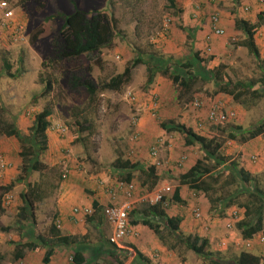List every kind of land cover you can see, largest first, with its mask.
<instances>
[{
    "label": "rangeland",
    "instance_id": "374dc122",
    "mask_svg": "<svg viewBox=\"0 0 264 264\" xmlns=\"http://www.w3.org/2000/svg\"><path fill=\"white\" fill-rule=\"evenodd\" d=\"M8 1L16 11V21L24 25L25 34L14 41L11 30L2 28L6 19L0 14V188L16 184L3 196L6 213L0 217V234L5 238L0 236V264H44L50 247L55 254L49 264H73L77 250L83 251L87 264H209L210 259L236 264L243 251L264 257V242L260 240L264 238V209L255 240L243 239L237 228L240 221L227 228L235 210L240 211L243 219L247 206L257 204L256 185L263 191L259 196L264 204V136L249 138L250 131L264 121V40L259 35L261 61H258L240 46L245 34L235 28L236 19L249 21L257 16L258 21V11L264 13V2L176 0L178 8L171 9L168 0H75L84 12L114 16L118 21L117 37L112 47L60 61L54 40L60 37L65 22L59 17H49L57 12L72 15L75 8L71 0ZM251 1L256 3L250 5ZM181 8L183 13H179ZM215 15L225 30L223 36L214 33ZM200 32L205 34L201 40ZM197 51L207 60L211 73L194 66L198 64L193 62ZM139 58L144 63L133 70L130 81L121 90L100 89L104 82L122 74L130 62ZM185 62L197 69V82L192 93L180 96V89L164 71L170 68L171 72L185 74L181 67ZM149 70L153 77L151 84ZM217 70L220 78L225 75V81L256 83L262 98L253 99L249 87L241 88L238 93L243 96L237 100L224 93L222 81L216 80ZM86 80L99 88L94 97L78 85ZM49 82L52 90L44 96ZM214 104H221L235 116L226 123H211L208 116ZM47 106L52 110L47 150L38 157H29L31 162L25 164L22 152L39 153L35 117ZM172 121L218 140L222 144L221 153L229 158L228 163L219 167L210 159L204 161L212 168V174L220 177L217 181L206 178L212 186L207 195L188 188L179 206L167 201L164 186L158 185L152 191L142 187L144 175L139 170L120 171L115 167L118 158L139 163L144 169L155 165L164 172L163 178L175 180L174 176L188 172L198 160H203L206 151L202 145L188 146L183 134L167 133L160 127L162 122ZM4 125L14 126L19 138L5 135ZM57 125L67 128L65 137L56 131ZM155 147L158 153L154 156ZM37 159L42 164L40 170L29 169L24 173V166L29 167ZM239 169L249 172L254 181L244 183ZM128 173L133 174V181L127 184L124 178ZM64 175L67 177L63 178ZM69 182L80 193L76 196L80 203L71 205L70 211L75 215L81 213V222L78 220L76 225V243L58 245L50 237V228L54 223L61 224L54 215ZM99 188L107 201L98 214L103 217V224L98 226L96 220L89 221L94 209L79 204L92 202L96 196L101 199ZM33 192H36L33 207L23 215L24 196ZM6 195L5 201L10 203L4 204ZM158 195L166 198L164 207L169 216L182 218L180 232L173 235L164 231L157 235L142 224L134 226V221L144 218L137 213L130 216L132 230L119 242L120 247L111 243L113 228L105 209L113 205L129 206L132 213L156 200ZM197 210L202 218L195 216ZM194 236L210 240L212 257H200L186 248L182 240ZM133 246L145 259L138 258ZM17 248L23 250L22 260H16Z\"/></svg>",
    "mask_w": 264,
    "mask_h": 264
},
{
    "label": "trees",
    "instance_id": "16d2710c",
    "mask_svg": "<svg viewBox=\"0 0 264 264\" xmlns=\"http://www.w3.org/2000/svg\"><path fill=\"white\" fill-rule=\"evenodd\" d=\"M72 6L75 8V12L72 15H66L62 12H57L56 14L49 17V19H53L56 17L64 19V26L61 29L60 37L54 40L55 44V51L57 53L58 60H65L70 58H79L82 55L100 52L103 48L109 46L112 47L114 43V39L117 37V30H118V21L114 16L109 18L108 15L100 14L98 12H84L80 10L77 6L75 0H71ZM169 7L171 9H177L176 0H168ZM184 10L181 8L179 13H183ZM261 22H264V13L258 14V21L253 24L246 20L236 19L235 20V28L238 31H242L245 34V40L240 44V46L245 47L248 49L249 53L258 61H261V52L256 44L255 35L259 31V27L261 26ZM264 25V24H262ZM193 62L194 65L198 67L199 71L204 69H208L211 73L210 68L207 65V60H204L200 57V52H196L194 54ZM144 62L139 59H135L129 63V65L125 68L124 72L116 77H113L109 82H104L100 89L102 91L111 90V91H119L121 90L122 86L128 83L132 77L133 70L143 64ZM190 62H185L182 64V68L186 70L185 74H180L178 72H171L170 68H167L164 71V75L168 76L172 79L173 85L180 89V96L187 95L193 92V87L197 82L196 72L197 69L194 67ZM9 69H11L10 65L8 64ZM213 72V71H212ZM219 70L216 71V80L222 81V91L236 100L241 99L243 94L238 93L241 88H247L251 90L250 94L253 99L258 100L262 98V94L259 91L260 89L256 86V83L250 84H242L241 82L233 83L232 80H226L222 75L220 78ZM15 77V76H14ZM220 79V80H219ZM264 81V79H263ZM153 82V77L151 71L149 70V79L148 83L151 84ZM78 85L80 87H84L90 96L94 97L98 92V86L91 82V81H79ZM52 90V83L49 82L45 92L43 93L44 96L48 95ZM243 92V90H242ZM52 116V110L50 107H45L43 111L38 113L35 117V137L37 138V144L39 146V153L35 154L32 151L22 152L21 156L24 157V163L28 161L31 162L32 156L38 157L41 155L45 150H47V141L48 135L47 132L50 128V121L49 117ZM79 125V124H78ZM5 127V125H4ZM160 127L167 133H174L178 132L184 135L185 143L188 146L194 145L199 143L202 145L204 150L206 151V156L203 160H198L195 166L191 167L188 172L182 175L174 176L180 185H188L190 189L195 191H202L206 195L212 191V186L207 183L206 178L209 177L211 180L217 181L220 177V174H212V168L204 163V161L210 159L214 161L217 167L228 163L229 158L225 157L221 153L222 144L216 139H209L205 136L197 134L192 128H187L184 124H179L175 122L164 123L160 124ZM240 131L242 128L236 127ZM3 132L7 136H14L19 138V133L15 129L14 126L8 125L3 128ZM232 138H236L235 135H230ZM260 136H264V121L253 128L249 133L250 139H255ZM245 141V138L243 139ZM34 153V154H33ZM27 164V163H25ZM236 167L237 164L234 163ZM42 164H40L39 160L37 159L32 165L28 167V165L24 166V173L30 170H40ZM115 167L120 171H135L139 170L144 175V180L141 183L142 187H148L149 191L154 190L159 182L164 179L163 175L164 172L160 170L157 166H150L146 169L142 167L139 163H133L130 160H122L118 158L115 162ZM131 173V172H129ZM127 174L124 178L125 183H131L133 181V174ZM239 174L244 183L248 184L251 181H254V178L251 174L244 169H239ZM234 179V176H232ZM15 182H12L10 185L1 187L0 190L3 191V194L0 196V217H2L6 210L3 206V196L4 193H9L15 187ZM257 194L254 195L255 199H257V204L248 205L245 210V217L241 219L239 217L236 222L238 230L244 240L246 241H253L256 239L257 234L260 230L261 224V217L262 211L264 209L263 201L261 200L260 195H263V191L256 185ZM35 193L33 192L32 195L24 196L25 200V207L22 208L21 212L25 215L29 209L31 210L33 204L35 202ZM39 195H37L38 197ZM40 197H38L39 199ZM173 203H180L183 204L184 200L180 197V189L179 187L176 188L174 193V201ZM164 203H166V198H162L161 201L157 203H146L143 204L140 209L134 210L130 216H135L137 213L142 214L144 217L142 220H136L133 222L134 226L142 224L152 230L155 234L161 235L164 231H171L173 235L175 232H180V226L182 223L181 217H171L165 210ZM171 203V204H173ZM93 208V207H92ZM94 215L89 218V221H98L99 225L103 224V217H99L98 214L101 211V207L98 205L97 202H94ZM140 210V212H139ZM253 217V218H252ZM25 219L28 216L24 217ZM57 220V218H56ZM231 221V219H230ZM229 221V222H230ZM159 222V223H158ZM235 222L231 223L232 225ZM228 228V227H227ZM3 231H5L3 229ZM50 237L52 240L58 243V245H74L76 243L75 238H71L69 236H65L62 234V231L59 229L56 223L52 224L50 228ZM51 240V241H52ZM41 241L44 244H47L46 241L41 238ZM107 243V241H105ZM182 242L186 245V248L196 255L207 258L212 257L213 254L209 251L210 247V240L205 237L201 236H194L188 237ZM31 245V244H30ZM28 245L26 244V247ZM135 253L137 254L138 258L145 259L138 248L133 246ZM34 250L39 251V248H34ZM116 252L112 253V256L116 257ZM55 254V250L53 248H49L44 256L43 262L44 264H49L51 258ZM23 250L21 248H17L15 252L16 260L23 259ZM73 264H87V259L85 254L81 250L75 251L72 257ZM99 264V262L97 263ZM120 264H123L120 262ZM209 264H221L219 260L210 259ZM236 264H264V257L260 254H254L250 251H243L237 258Z\"/></svg>",
    "mask_w": 264,
    "mask_h": 264
},
{
    "label": "built area",
    "instance_id": "2783aa9c",
    "mask_svg": "<svg viewBox=\"0 0 264 264\" xmlns=\"http://www.w3.org/2000/svg\"><path fill=\"white\" fill-rule=\"evenodd\" d=\"M264 2V0H261ZM0 14L4 15L5 21L2 22V28L4 30H11V36L14 41H19L24 37L25 34V27L22 23H19L16 21V11L11 7L10 2L8 0H0ZM212 22L214 24V33L218 36L224 35L225 31L219 26V18L215 15L212 18ZM234 113H230L228 111L224 110V106L221 104H214L209 112L208 119L211 123H226L230 118L234 117ZM54 129V128H53ZM56 131L61 136H66L68 134V130L66 127L62 125H57L55 127ZM158 148L155 147L153 149L154 156L157 155ZM159 165V162H158ZM67 175H64L63 178H66ZM130 188H133V184H129ZM170 189H164L163 191L168 192ZM8 198V195L4 198V204L10 203L9 200H6ZM163 195H158L156 197V200L150 201L148 203H157L162 200ZM90 210H86V214L89 213ZM130 210L129 206H108L105 209V216L107 217L111 227L113 228V236L111 237L110 241L113 244H116L120 247L119 242L123 240L125 237L130 234L132 228L130 224ZM195 216L197 218H202L201 212L198 210L195 211ZM241 217L240 211L235 210L231 215V221L228 222L227 227L228 229L232 228L233 222H236V220ZM262 242H264V238L260 239ZM19 264H22V262H19Z\"/></svg>",
    "mask_w": 264,
    "mask_h": 264
},
{
    "label": "crops",
    "instance_id": "0c3cea01",
    "mask_svg": "<svg viewBox=\"0 0 264 264\" xmlns=\"http://www.w3.org/2000/svg\"><path fill=\"white\" fill-rule=\"evenodd\" d=\"M261 1V0H260ZM262 2V1H261ZM256 3L255 1H251V4H254ZM259 4V3H258ZM261 5V3L259 4V6ZM262 10L258 11V14L261 12ZM257 14V15H258ZM257 19V16L255 18H253L252 20H249L251 23L255 24L257 21L255 20ZM224 25H227V23L223 22ZM205 34L203 33H199V40H201ZM259 35L263 36V40H264V26H261L258 33L255 35V40H256V44L259 45V40H258V37ZM186 172H183V174H185ZM174 179V178H173ZM173 179H170V178H164L162 179L160 182H159V186L161 187H165V189H170L168 191V199L167 201H169L170 203L172 201H174V193H175V190L176 188L179 187L180 189V197L184 200L185 199V194L186 192L188 191V188L189 186L188 185H180L178 183L177 180H173ZM65 188H66V191L65 193L62 195V200L60 202V205L58 206V213L54 215L55 218H57L60 225H58V227H60L59 229L62 231V234L65 235V236H69L71 237L72 239L76 237L74 235L77 234V231H78V228H77V221L80 220L81 222V213L75 215L74 212H71L70 211V208H71V205H75V204H78L80 202H78V200L76 199V196H79V192L78 190L76 189L75 185L72 183H68L65 185ZM99 195L101 197V199H99V197L96 196V199H94L92 202H85V201H82L81 204L79 205H83V206H91L94 208V202H97L98 205L102 208L104 206V204L106 203L107 201V198L104 194V192L99 188ZM109 200V199H108ZM170 203H167L166 206H169ZM173 203V202H172ZM177 206L180 205V203H173ZM98 226H99V223L98 221H96ZM79 224V222H78ZM195 228V227H194ZM63 230H65L66 232H63ZM86 231V230H85ZM85 232L82 233V235H85L86 237V234H84ZM0 236L2 238H5V236H3L2 234H0ZM1 238V239H2ZM0 239V240H1Z\"/></svg>",
    "mask_w": 264,
    "mask_h": 264
},
{
    "label": "clouds",
    "instance_id": "9594fccd",
    "mask_svg": "<svg viewBox=\"0 0 264 264\" xmlns=\"http://www.w3.org/2000/svg\"><path fill=\"white\" fill-rule=\"evenodd\" d=\"M220 26V25H219ZM221 27V26H220ZM222 28V27H221ZM223 30H224V28H222ZM225 31V30H224ZM225 34V33H224ZM216 35V34H215ZM216 36H218V35H216ZM223 36V35H222ZM49 131V130H48ZM164 205H165V203H164Z\"/></svg>",
    "mask_w": 264,
    "mask_h": 264
}]
</instances>
